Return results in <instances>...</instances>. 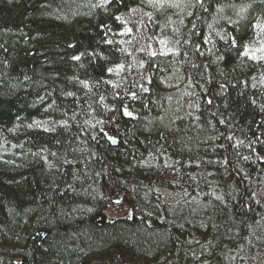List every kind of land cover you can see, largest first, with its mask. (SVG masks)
Listing matches in <instances>:
<instances>
[{"label":"trees","instance_id":"trees-1","mask_svg":"<svg viewBox=\"0 0 264 264\" xmlns=\"http://www.w3.org/2000/svg\"><path fill=\"white\" fill-rule=\"evenodd\" d=\"M16 261L264 264V0H0Z\"/></svg>","mask_w":264,"mask_h":264},{"label":"water","instance_id":"water-1","mask_svg":"<svg viewBox=\"0 0 264 264\" xmlns=\"http://www.w3.org/2000/svg\"><path fill=\"white\" fill-rule=\"evenodd\" d=\"M102 134L105 136V138L107 139V141H109V143H111L112 145H115L116 139L114 137L110 136V134L107 131L102 130ZM128 217H131L130 211L127 214H125L123 217L107 218L106 221L107 222H112V221H114L116 219H119V218H128ZM35 234L38 235V236H44L45 235V232L44 231H37V232H35ZM16 263L18 264L19 261H16Z\"/></svg>","mask_w":264,"mask_h":264},{"label":"bare ground","instance_id":"bare-ground-1","mask_svg":"<svg viewBox=\"0 0 264 264\" xmlns=\"http://www.w3.org/2000/svg\"><path fill=\"white\" fill-rule=\"evenodd\" d=\"M123 115L125 116V117H127V116H129V117H133V115L129 112V110L128 109H124L123 110ZM126 208V207H125ZM132 210H133V205L132 204H129V206H127V208H126V211H127V213L130 211V213H132ZM126 213V214H127ZM111 214H113V215H108L107 213H106V215H105V221L107 220V218H112V217H117V216H119V217H123L125 214H123V215H117L116 216V213L115 212H113V213H111ZM100 217V218H99ZM98 217V219H101V216H99Z\"/></svg>","mask_w":264,"mask_h":264},{"label":"rangeland","instance_id":"rangeland-1","mask_svg":"<svg viewBox=\"0 0 264 264\" xmlns=\"http://www.w3.org/2000/svg\"><path fill=\"white\" fill-rule=\"evenodd\" d=\"M120 201H121L120 198H116V197H115V198L112 200V203L115 204V205H117V204L120 203ZM126 213H127V211H124V212H122L121 214H126ZM107 214L110 215V216L113 215V214H111L110 212H107Z\"/></svg>","mask_w":264,"mask_h":264},{"label":"snow or ice","instance_id":"snow-or-ice-1","mask_svg":"<svg viewBox=\"0 0 264 264\" xmlns=\"http://www.w3.org/2000/svg\"><path fill=\"white\" fill-rule=\"evenodd\" d=\"M203 0H196V3L202 4ZM117 19H119V17H117ZM233 45L235 46V38H233ZM247 54V53H245ZM75 59H79V57H75ZM111 71V69L109 70Z\"/></svg>","mask_w":264,"mask_h":264}]
</instances>
